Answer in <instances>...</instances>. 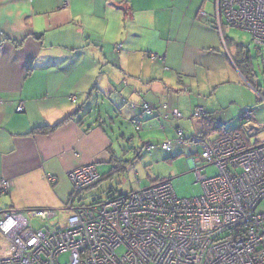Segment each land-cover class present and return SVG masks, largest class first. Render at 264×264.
<instances>
[{
    "label": "crops",
    "instance_id": "1",
    "mask_svg": "<svg viewBox=\"0 0 264 264\" xmlns=\"http://www.w3.org/2000/svg\"><path fill=\"white\" fill-rule=\"evenodd\" d=\"M223 28L217 0H0V38L8 40L0 49V181L12 183L0 199V219L5 211L64 212L68 174L92 164L106 173L101 180L116 172V140L127 142L121 129L134 122L140 131L128 142L141 147L176 141L177 130L191 141L215 138L222 128L256 144L258 126L248 132L241 118L255 110L234 88L247 83L259 93ZM222 90H233L226 103L216 100ZM21 103L25 112L17 113ZM143 103L154 117L143 114ZM165 105L183 119L164 120ZM201 106L207 116L196 125ZM78 110L54 132L33 133Z\"/></svg>",
    "mask_w": 264,
    "mask_h": 264
},
{
    "label": "built area",
    "instance_id": "2",
    "mask_svg": "<svg viewBox=\"0 0 264 264\" xmlns=\"http://www.w3.org/2000/svg\"><path fill=\"white\" fill-rule=\"evenodd\" d=\"M217 11L220 27L224 21L248 32L253 46L264 49V0H217ZM121 50L115 46V52ZM5 104L0 97V106ZM141 108L148 117L156 115L146 103ZM163 108L164 120L183 119L178 110ZM24 112L21 103L17 113ZM206 116L201 106L192 119L199 125ZM241 118L248 132L257 129L252 110ZM133 124L140 131V124ZM175 144L201 145L200 158L193 160L201 196L180 199L170 181H159L85 204V192L101 176L96 165L77 168L68 174L72 194L64 222H53L59 216L55 210L1 214L0 264H62L64 255L68 264H264V142L252 144L241 132L224 128L215 138L187 141L177 130V140L160 147L171 152ZM209 167L216 169V176L203 174ZM11 188L12 183L2 179L0 196L9 195ZM32 221L46 222L48 228L35 229Z\"/></svg>",
    "mask_w": 264,
    "mask_h": 264
},
{
    "label": "rangeland",
    "instance_id": "3",
    "mask_svg": "<svg viewBox=\"0 0 264 264\" xmlns=\"http://www.w3.org/2000/svg\"><path fill=\"white\" fill-rule=\"evenodd\" d=\"M223 29L225 38L229 41L231 53L234 55L235 60L238 59V64L245 73L246 78L251 80L252 86H255L256 92L259 93L258 97L251 91V86L247 83L246 86L244 84L243 88L240 83L238 87L234 88L240 102L250 100L251 106L255 110L259 135L253 141L257 143L264 142V49L259 50L253 46L252 35L248 32L229 27L225 22ZM251 75H254V78ZM232 93L233 90H222L216 100L226 103ZM231 109L235 112L239 110L236 106ZM121 130L122 134L126 136L127 142L123 143L116 140L115 150H117L118 156L122 157V160L118 162L116 172L114 171L108 178H103L96 187L85 192V204L97 200L105 201L110 195L116 196L137 192L149 188L159 181H170L180 199H192L203 194L201 184L197 182L195 169L190 166L191 160L196 161L201 156L202 148L200 144L182 152H178L177 149L180 146L175 145L173 151L166 152L160 147L161 143L164 142V139L160 138L159 141H150L149 146L155 148L150 152L147 146L141 147L137 143L128 142L130 139L137 137L138 134L135 128L127 125ZM116 132H118V129H116ZM99 174L103 176L106 173L99 171ZM203 174L214 177L217 175V171L215 168L209 167L203 171ZM110 190H113L112 194L109 193ZM5 198L6 196H1L0 199ZM64 220H66L65 213L60 212L53 222H64ZM31 224L35 229L46 230L48 228L46 222L41 224L39 221H32ZM68 258V255L62 256L61 263L68 264Z\"/></svg>",
    "mask_w": 264,
    "mask_h": 264
},
{
    "label": "trees",
    "instance_id": "4",
    "mask_svg": "<svg viewBox=\"0 0 264 264\" xmlns=\"http://www.w3.org/2000/svg\"><path fill=\"white\" fill-rule=\"evenodd\" d=\"M8 40L7 39H5V38H0V49H1V47H2V45L4 44V43H6ZM258 49V48H257ZM260 50V49H259ZM249 80V79H248ZM254 88H255V86H253ZM81 112V110H78L76 113H75V115H72V116H70V117H68L65 121H63L62 123H60V124H58V125H56V126H54V127H49V126H47V127H43V128H39V129H36V130H34L33 131V133H40V134H50V133H52V132H54L59 126H61L63 123H65L66 121H68V120H70V119H72L74 116H78L79 115V113ZM220 129H216V131L218 132ZM206 137V136H205ZM205 137H203L202 139H204ZM193 140V139H192ZM191 140V141H192ZM199 141L200 140V138H195V141ZM188 141V140H187ZM100 183V182H99ZM98 185V183L96 184V185H94L93 187H96ZM93 187H91V188H93ZM90 188V189H91ZM89 190V189H88ZM109 193L110 194H112L113 193V190H110L109 191ZM115 196V195H114ZM113 195H110V197L109 198H112V197H114Z\"/></svg>",
    "mask_w": 264,
    "mask_h": 264
}]
</instances>
